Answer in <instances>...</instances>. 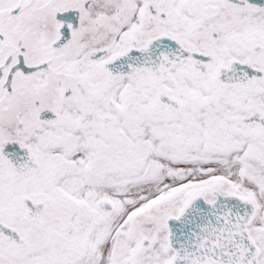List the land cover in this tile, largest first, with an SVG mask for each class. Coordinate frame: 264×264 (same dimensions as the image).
I'll use <instances>...</instances> for the list:
<instances>
[{
	"label": "snow or ice",
	"instance_id": "6c2138e0",
	"mask_svg": "<svg viewBox=\"0 0 264 264\" xmlns=\"http://www.w3.org/2000/svg\"><path fill=\"white\" fill-rule=\"evenodd\" d=\"M0 264H264V0H0Z\"/></svg>",
	"mask_w": 264,
	"mask_h": 264
}]
</instances>
